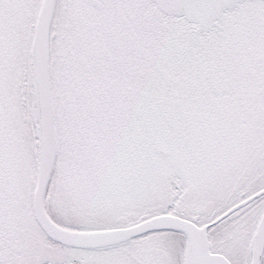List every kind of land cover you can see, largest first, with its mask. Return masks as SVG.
I'll return each mask as SVG.
<instances>
[{
    "label": "snow or ice",
    "instance_id": "6c2138e0",
    "mask_svg": "<svg viewBox=\"0 0 264 264\" xmlns=\"http://www.w3.org/2000/svg\"><path fill=\"white\" fill-rule=\"evenodd\" d=\"M0 264H264V0H0Z\"/></svg>",
    "mask_w": 264,
    "mask_h": 264
}]
</instances>
